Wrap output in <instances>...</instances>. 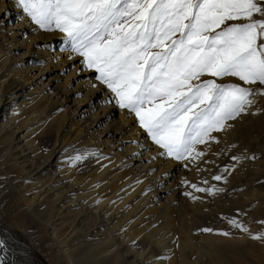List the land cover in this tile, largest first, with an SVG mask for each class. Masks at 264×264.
<instances>
[{
  "label": "bare ground",
  "instance_id": "obj_1",
  "mask_svg": "<svg viewBox=\"0 0 264 264\" xmlns=\"http://www.w3.org/2000/svg\"><path fill=\"white\" fill-rule=\"evenodd\" d=\"M1 1L0 176L15 175L11 203L51 244L74 264H169L152 258L156 246L179 264H264V131L225 120L182 180L69 39ZM232 135L247 158L214 169L212 145ZM31 251L0 224V264H30Z\"/></svg>",
  "mask_w": 264,
  "mask_h": 264
},
{
  "label": "snow or ice",
  "instance_id": "obj_2",
  "mask_svg": "<svg viewBox=\"0 0 264 264\" xmlns=\"http://www.w3.org/2000/svg\"><path fill=\"white\" fill-rule=\"evenodd\" d=\"M17 3L40 28L65 33L120 107L134 112L155 143L176 159L244 112L252 96L264 95V89L200 80L232 76L264 85V43H258L264 19H253L264 16L260 0ZM234 20L247 22L226 24Z\"/></svg>",
  "mask_w": 264,
  "mask_h": 264
},
{
  "label": "rangeland",
  "instance_id": "obj_3",
  "mask_svg": "<svg viewBox=\"0 0 264 264\" xmlns=\"http://www.w3.org/2000/svg\"><path fill=\"white\" fill-rule=\"evenodd\" d=\"M14 1L18 5V7H20L19 4L17 3V0H14ZM1 2H3V0ZM260 2L264 3V0H260ZM28 18L31 20L30 17ZM253 19L254 20L264 19V16H261L259 13H257L253 15ZM246 22L247 21H244V20H234V21H227L226 24L231 25V24H239V23H246ZM33 24L37 27L38 31H41V32L43 31L50 35L56 34L62 39H68L66 34L56 29L55 26H53L52 30H45L43 28H40L39 25L35 24L34 22ZM258 43H264V39L258 40ZM72 52L78 55V59L81 58L84 60V58L80 56L78 53L74 52L73 50ZM83 68L90 69V68H87L86 65ZM92 70H94V72L97 73L95 69H92ZM98 75L99 74L97 73L95 82L107 88L106 85H104L103 83L100 82V80L97 79ZM210 79H215L216 83H219V84H239L242 87H251L253 89H264V85H260L259 83L254 84V85H246L244 84L243 81H240L237 77H232V76H225L223 78H215L210 75H204L200 77L201 81L210 80ZM107 89L111 91L109 88ZM113 95L116 97L115 93H113ZM251 99L254 101L253 104L250 107H247L244 112L236 116L234 119H238L240 117L241 122L243 121V122L249 123L253 126V128L256 126L254 129L259 132L261 131L260 132V135H261L262 132L264 131L263 130L264 129V95L257 94V95L252 96ZM130 113L134 114V112H130ZM234 119H229V120H234ZM228 141L229 142L226 141L225 143L226 145H224L221 148V150H218L217 146L215 147L216 144L212 145L213 149L215 148L214 150L217 151L214 159L210 160V163L212 166H214L213 167L214 169L216 166L222 165L223 167H225L226 164H229V163H240L244 155L246 157L250 150L248 141H246L244 138L239 139L236 136L232 135ZM9 142H6L5 145H9L10 144ZM214 143H217V141ZM208 144L209 143L207 141L205 142V140H203V142L196 143L193 146L192 151L182 159H176L175 156L169 155L164 148H161L158 144L156 145L160 147L163 151H165L166 162H169L170 164H172L173 167H176L179 170L177 177L184 180L191 172L190 170L191 165L196 160H201L202 158H205L206 156L204 154L205 148L207 147ZM197 153H202V155L197 156ZM207 158H209V154ZM212 171L213 170H208L207 168L205 169L203 174L207 175L208 173ZM14 178H15V175H12V174L0 176V224L10 229L14 233L15 237L18 239L20 243L27 245L29 248H32L30 264H74L73 261L70 260V257L67 256L68 254L66 253V251L60 250L61 248L58 247L59 245H55V246L52 245L51 240H49L50 237H46L43 234L40 228V226L42 227L43 224H40L39 226V224L36 223V221L24 216V214H22L21 211L17 209L16 206H14V203L13 204L11 203L10 195L7 192V188L10 186ZM15 196H16V192H15ZM247 227H255V226L253 223L248 222ZM258 227H260V229L261 227L262 229H264V224L262 225V223H258ZM152 248L153 249H151V256L154 260L157 261V263L160 260L161 261L167 260L169 264H179V258L176 257L177 252L174 251L175 248L173 250L174 251L173 257L175 258L174 262H173V257L164 258L159 247L156 246ZM190 260H191V263L195 261L193 257Z\"/></svg>",
  "mask_w": 264,
  "mask_h": 264
}]
</instances>
